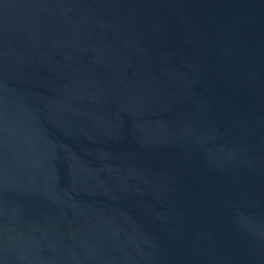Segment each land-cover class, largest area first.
<instances>
[{
    "label": "water",
    "instance_id": "obj_1",
    "mask_svg": "<svg viewBox=\"0 0 264 264\" xmlns=\"http://www.w3.org/2000/svg\"><path fill=\"white\" fill-rule=\"evenodd\" d=\"M0 264H264V0H0Z\"/></svg>",
    "mask_w": 264,
    "mask_h": 264
}]
</instances>
